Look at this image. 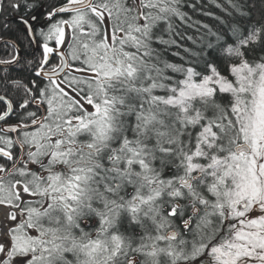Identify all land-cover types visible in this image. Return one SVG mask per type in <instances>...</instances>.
<instances>
[{
	"label": "snow or ice",
	"instance_id": "6c2138e0",
	"mask_svg": "<svg viewBox=\"0 0 264 264\" xmlns=\"http://www.w3.org/2000/svg\"><path fill=\"white\" fill-rule=\"evenodd\" d=\"M213 2L0 0V264H264V0Z\"/></svg>",
	"mask_w": 264,
	"mask_h": 264
},
{
	"label": "trees",
	"instance_id": "16d2710c",
	"mask_svg": "<svg viewBox=\"0 0 264 264\" xmlns=\"http://www.w3.org/2000/svg\"><path fill=\"white\" fill-rule=\"evenodd\" d=\"M220 2H223V0H220ZM202 3L205 5V11H212L218 16L224 15L222 12L219 11V9L214 7L213 0H202ZM197 15L199 16V13H197ZM199 18L202 19L205 23H209L211 26L215 27L216 22L213 21L210 17L199 16Z\"/></svg>",
	"mask_w": 264,
	"mask_h": 264
}]
</instances>
